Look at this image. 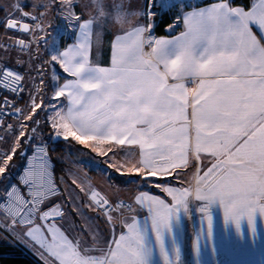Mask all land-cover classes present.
I'll return each instance as SVG.
<instances>
[{"label": "snow or ice", "instance_id": "obj_1", "mask_svg": "<svg viewBox=\"0 0 264 264\" xmlns=\"http://www.w3.org/2000/svg\"><path fill=\"white\" fill-rule=\"evenodd\" d=\"M180 3L193 10L169 23L164 13ZM77 6L13 2L0 20L6 31L32 37L0 47L9 57L0 60V140L12 137L0 151V252L20 248L40 264H188L183 221L194 208L191 264L217 255L218 209L226 235L234 231L255 243L257 219L264 220V0H216L208 7L145 0L134 14L146 23L114 35L109 66L90 61L89 48L94 28L122 24L123 3L89 0L83 9L91 18L75 14ZM53 8L75 39L60 50L53 38L43 58L39 47L48 40L41 33ZM181 23L180 35L155 37L156 29L171 35ZM10 50L27 59L10 62ZM25 92L28 101L19 108L15 101ZM41 114L54 133L48 139L92 142V151L107 146L116 192L79 178L57 181L38 134ZM17 155L25 160L19 173L11 163ZM189 174L186 184L172 186ZM136 181L138 192L121 200L119 186Z\"/></svg>", "mask_w": 264, "mask_h": 264}, {"label": "crops", "instance_id": "obj_2", "mask_svg": "<svg viewBox=\"0 0 264 264\" xmlns=\"http://www.w3.org/2000/svg\"><path fill=\"white\" fill-rule=\"evenodd\" d=\"M195 1H187L194 5ZM89 2V0H75L77 3V7L73 10L75 14H80L85 18H91L90 10H84L83 5ZM112 2V0H109ZM117 3H123L124 5V18L122 24L118 23L116 26L108 25L102 29H95L93 31L92 43L89 48V58L93 63H98L100 66H109L110 65V57H111V45L114 42V35L121 33V31L132 30L137 25L144 24V19L140 15H135L134 13H139L142 11V5L145 0H116ZM215 1L199 5L197 7H208L211 6ZM179 11L177 16L181 14V12L187 13L192 11V8H185L182 4L177 6ZM6 10L0 8V20H3V16H7ZM4 14V15H3ZM82 22V21H81ZM180 29L176 32L169 34H157L155 32L156 38H165L171 39L174 36L180 35L183 31H185L183 23L180 24ZM8 32L14 31H6L4 25H0V39L2 40L3 36L6 37ZM73 29L69 32L68 37L61 38L57 41L58 47L60 50H63L66 45H71L74 42L75 37L72 35ZM50 45V44H49ZM43 48V47H42ZM44 49V48H43ZM150 51V49L145 50ZM1 55V54H0ZM50 75V73H49ZM63 79H61V83ZM190 87L192 85H189ZM51 94V93H50ZM27 94H24V99H26ZM16 120H13L11 124H15ZM49 129L40 128V134L52 132V128L48 125ZM44 130H46L44 132ZM49 130V131H47ZM5 135V132L3 133ZM0 136H2V132H0ZM2 142V140H0ZM62 142V145L65 149L64 163L65 169L64 173L61 177H64L65 181L71 183L73 178H79L83 180L86 185L94 186L97 190H102V192H107L112 194L117 191V187L113 184L112 181L109 180V173L113 171L112 163L113 161L109 159L111 153L105 155L107 150V146H100L104 148L105 152L102 151H92V142H89L88 146L79 145L76 142L66 143L63 140H58ZM23 159V158H22ZM23 162V161H22ZM91 162V163H90ZM102 169H106L107 171H102ZM179 171V169H178ZM183 171H188V169H184ZM131 175H135V173H131ZM191 174L187 178H181V181H173L172 186H177L180 182L187 183L190 180ZM149 180L157 179L155 177L148 178ZM171 179V177H168ZM111 185V187H110ZM140 181H136L135 184L129 185H120L119 191L121 192L120 199L126 200L129 195L137 193L139 190ZM153 193L159 194L158 190L155 189L154 186L149 185ZM144 190H148L145 188ZM170 199V197H169ZM90 215L92 213H89ZM142 218V217H140ZM214 221H215V239L218 247V252L213 260L210 254H206L205 260L206 264H264V220L258 218L257 219V231L258 236L255 243H252L251 240L248 241H240L236 238L234 231L229 232L227 235L225 233L223 227V214L221 210H216L214 213ZM199 222V213L193 209L192 219L189 220L185 218L183 221L184 227V240H185V260L188 264H191V237L193 230L196 226H198ZM242 230L247 233V224L246 221L242 222ZM26 254L32 257L35 261L40 264L38 258L32 256L27 251L23 250Z\"/></svg>", "mask_w": 264, "mask_h": 264}, {"label": "rangeland", "instance_id": "obj_3", "mask_svg": "<svg viewBox=\"0 0 264 264\" xmlns=\"http://www.w3.org/2000/svg\"><path fill=\"white\" fill-rule=\"evenodd\" d=\"M187 1H195V0H187ZM13 2H19V3H27V4H31L33 2V0H0V8H3L4 10L8 11V5L13 3ZM57 2H59V0H57ZM182 4V3H180ZM28 11H33L31 8L26 9ZM162 11V9H160ZM37 12L42 11L41 9H37ZM4 15V14H3ZM2 16H0L1 18ZM6 17L3 16V20H5ZM45 24V28H46V32L45 33H41V35H45L46 39L48 40V44H41L39 47V53L40 56L43 58H47V53L49 52V44H51L52 39L55 38L56 41H59L61 38H66L69 35V32L73 29L70 25L67 24V21H65L62 16L60 15V13H58L54 8L50 9L47 13V18L44 21ZM31 26V24H30ZM17 39H24L26 42L29 41L30 39H32L31 36L27 35V34H18L16 32H8L7 36L2 38V40L0 39V47H2L3 45L7 44H13L16 42ZM44 49H43V48ZM0 60H6L9 59V57L4 56L3 53H0ZM17 56H21L24 59H27V55L24 53H20L18 50H10V62H14L15 59L17 58ZM27 94V92H25ZM49 95H51L49 93ZM28 101V95L26 97V99L23 101V108L25 107V103ZM43 114H41L40 117V125L38 128V134H39V138L41 139V134H40V128H43ZM4 132H2V136ZM12 144V137H8L6 140H2V142L0 141V151L3 150H7ZM28 146L27 143H25V147H24V151L25 149L27 150ZM23 161V159L18 158L17 159V164L19 162ZM16 163H14V165H16ZM65 181L64 177H60L59 181ZM63 186V185H62Z\"/></svg>", "mask_w": 264, "mask_h": 264}, {"label": "trees", "instance_id": "obj_4", "mask_svg": "<svg viewBox=\"0 0 264 264\" xmlns=\"http://www.w3.org/2000/svg\"><path fill=\"white\" fill-rule=\"evenodd\" d=\"M212 1H215V0H200L196 2L194 6H199V5L206 4ZM178 11H179L178 7L170 8L166 13H164V18L168 20L169 23H171V20L169 19V17H177ZM180 27L181 26L175 28V30L172 33L179 30ZM156 33L157 34H168L167 32L163 30V28L156 29ZM24 100L25 99L23 97V101ZM43 128L49 129L48 125H46L45 123H43ZM45 131L46 130H44V132ZM52 135H53L52 132H47L44 134L42 131L41 139H46L49 141V155L51 156L52 160L55 162V169H56L55 176L58 181L59 178L64 173L65 163L63 159H64L66 152H65V149L61 141L52 142L51 139H48V137ZM29 150L30 148L28 147L27 150L25 149V152L27 153ZM18 158L21 159L19 155L14 156L13 161L11 163L13 164L16 163ZM23 163H24V159H23V162L21 161L18 164L16 163V167L14 169L15 173H18L20 171ZM0 256H2V262H0V264H39L37 261H35L32 257L26 254L20 248L12 249L11 247L4 246L2 252H0Z\"/></svg>", "mask_w": 264, "mask_h": 264}, {"label": "built area", "instance_id": "obj_5", "mask_svg": "<svg viewBox=\"0 0 264 264\" xmlns=\"http://www.w3.org/2000/svg\"><path fill=\"white\" fill-rule=\"evenodd\" d=\"M154 11H156V12H161V10H160V8H154ZM146 23V21L144 20V24ZM156 32V31H155ZM19 39H17L16 40V42L18 41ZM148 48L146 47L145 48V50H147ZM3 94L2 93H0V96H2ZM11 99V98H10ZM15 103H16V105H17V107H19V108H23V100H16L15 101ZM13 120H15V119H11V118H5V123H12V121ZM43 140H45L46 141V143H47V147H48V149H49V141L48 140H46V139H43ZM26 154H28V155H30L31 154V149L26 153ZM24 164H25V160H24V163H23V165H22V167H21V169H20V171L22 170V168L24 167ZM19 171V172H20ZM18 172V173H19Z\"/></svg>", "mask_w": 264, "mask_h": 264}, {"label": "water", "instance_id": "obj_6", "mask_svg": "<svg viewBox=\"0 0 264 264\" xmlns=\"http://www.w3.org/2000/svg\"><path fill=\"white\" fill-rule=\"evenodd\" d=\"M53 135H54V134H53ZM53 135H52V136H53ZM51 141H52V142H56V141H58V140H55V139H51Z\"/></svg>", "mask_w": 264, "mask_h": 264}]
</instances>
